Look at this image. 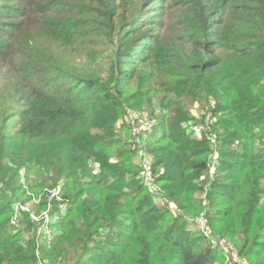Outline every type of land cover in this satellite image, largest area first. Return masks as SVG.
Returning <instances> with one entry per match:
<instances>
[{"label": "trees", "instance_id": "obj_1", "mask_svg": "<svg viewBox=\"0 0 264 264\" xmlns=\"http://www.w3.org/2000/svg\"><path fill=\"white\" fill-rule=\"evenodd\" d=\"M148 108L184 214L154 204L129 147L126 112ZM18 201L57 215L51 264H224L188 225L200 213L264 264V0H0V264H38Z\"/></svg>", "mask_w": 264, "mask_h": 264}, {"label": "built area", "instance_id": "obj_2", "mask_svg": "<svg viewBox=\"0 0 264 264\" xmlns=\"http://www.w3.org/2000/svg\"><path fill=\"white\" fill-rule=\"evenodd\" d=\"M125 120L130 126L131 140L129 147L131 149L137 150V157L141 173L140 178L143 185L149 190L153 200L159 203L160 206L167 207L174 215L184 214V212L179 209L177 204L167 197L164 189L159 184L157 175L153 170V157L147 151L146 141L149 137V134L157 124L156 116L147 109L142 111L128 109ZM211 122V113H206L204 120L198 125V127L195 129V126H193V130L195 131L196 135L200 137L202 131H206L207 128H209ZM216 161L217 154H214L211 156L208 162L211 175H213L215 170ZM54 190H56L55 193H53ZM54 190L51 192V197H55L57 201H62L63 199L60 197L59 189L56 188ZM35 202L38 203V200H35ZM204 202H206V200H204ZM66 207V203L61 205L62 213H64L63 210H66ZM25 212L29 213L30 219L32 221L38 223L36 227H32V229L28 232L30 237L33 236V240L37 246V263L51 264V260L42 254L41 247L43 244L49 245L53 241L56 230L52 224L56 222L57 215H52L49 209L43 211L41 215H37L32 206L19 202L15 204L14 214L11 219V224L13 227L17 229L24 227L23 213ZM185 217L194 227V230L200 232L206 238L210 248L224 252L226 264H250L247 259L239 254L237 247H235V245L229 239L220 237L213 232L204 213L199 214V216L185 214Z\"/></svg>", "mask_w": 264, "mask_h": 264}, {"label": "rangeland", "instance_id": "obj_3", "mask_svg": "<svg viewBox=\"0 0 264 264\" xmlns=\"http://www.w3.org/2000/svg\"><path fill=\"white\" fill-rule=\"evenodd\" d=\"M199 104V103H198ZM197 104V102L195 103V104H189V107L191 108V110H192V115L195 117V120H194V122H193V124L192 125H194L195 126V129L198 127V125L201 123L200 121H201V115H199V105ZM148 111H151V108H148ZM123 121H120V122H118V124H120V123H122ZM122 126V125H121ZM120 126V127H121ZM190 127V126H189ZM192 129H194V128H192ZM126 133L125 132H123V135H125ZM193 136L194 137H196V138H198V136L196 135V133L195 132H193ZM127 139H129L128 137H127ZM138 156V154H136V157ZM135 157V159H136V161H137V158ZM137 164H138V161H137ZM138 167H139V171H140V166L138 165ZM56 192V190H54V192L53 193H55ZM59 194H60V192H59ZM60 197H61V194H60ZM201 198H205V200L207 199V193L206 192H203L202 194H201ZM17 203H19V201L17 202ZM16 203V204H17ZM204 204H206L207 202H203ZM154 204H156L157 206H160L159 205V203H157L156 201H154ZM30 206H32V204L30 205ZM49 209V211H50V208H47V209H44V210H42L41 212H36V214L37 215H41V213L43 212V211H45V210H48ZM66 209H67V207H66ZM64 211V213H65V211L66 210H63ZM200 214H202V213H200ZM194 215H196V216H199L198 214H193V216ZM57 221V220H56ZM31 222H32V227H36L37 225H38V223H36V222H34V221H32L31 220ZM55 223H53L52 225L53 226H55L54 225ZM189 225V227H191V229H193L194 230V227L189 223L188 224ZM32 227L31 228H27L26 229V231H24V239L25 240H27V239H32L33 238V236L32 237H30V235H29V231L32 229ZM14 229H17V228H15L14 227ZM227 238V237H226ZM244 257V256H243ZM245 258V257H244ZM250 263V262H249ZM224 264H226V260H225V263ZM251 264V263H250Z\"/></svg>", "mask_w": 264, "mask_h": 264}]
</instances>
